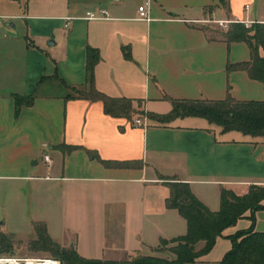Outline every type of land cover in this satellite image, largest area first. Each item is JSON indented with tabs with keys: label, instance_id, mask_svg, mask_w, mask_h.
<instances>
[{
	"label": "crops",
	"instance_id": "1",
	"mask_svg": "<svg viewBox=\"0 0 264 264\" xmlns=\"http://www.w3.org/2000/svg\"><path fill=\"white\" fill-rule=\"evenodd\" d=\"M144 1L60 0L54 8L46 0H27L22 12L0 9V180L38 181L44 193L67 194L72 213L82 206L104 208L107 218L119 215L124 225L144 205L148 212L173 210L165 206L168 178L188 183L212 211L223 186L239 195L251 184L264 186V137L224 132L198 116L160 122L145 115L168 113L166 97L264 100L260 81L227 69L250 60L248 44L227 42L222 32L228 25H213L214 20L264 25V0H150L149 20H138ZM101 8L105 16L87 18L88 11ZM3 19H10V29ZM90 58L94 87L110 97L140 100L133 108L144 114L114 117L99 100L64 98L61 83L51 79L55 71L65 83L83 88ZM32 93L33 103L16 113L12 95ZM136 118L145 126L135 125ZM87 150L100 159L142 166L106 167ZM39 222L49 225L46 218ZM235 228H226L223 237ZM10 241L14 247L23 240ZM75 250L94 258L79 239ZM124 253L121 259L135 255ZM203 262L201 256L188 264Z\"/></svg>",
	"mask_w": 264,
	"mask_h": 264
},
{
	"label": "trees",
	"instance_id": "2",
	"mask_svg": "<svg viewBox=\"0 0 264 264\" xmlns=\"http://www.w3.org/2000/svg\"><path fill=\"white\" fill-rule=\"evenodd\" d=\"M222 36L227 42L242 41L251 50L250 60L228 64L227 69L244 70L251 79L258 80L264 88V25L253 23L246 27L241 22H231ZM263 54L259 53V49ZM127 55V53H126ZM94 59L86 63V86L77 88L62 81L55 71L51 79L58 80L66 91L64 98H84L99 100L103 104L106 114L114 117L130 118L136 112L133 102L138 105L140 100L134 101L126 97H110L94 87L92 68ZM15 101L16 113L22 106L33 103L34 94L12 95ZM171 103V110L165 114L147 112L145 115L160 122H168L177 117L198 116L209 123L221 127L222 131L236 130L251 136L264 137V100H236L229 94L222 100L209 99H175L166 97ZM144 114L143 112H136ZM77 147L66 146L67 151ZM93 157L98 158L106 167L140 168L142 163L120 162L100 159L93 151L87 150ZM169 194L165 199L167 208H173L186 221V233L172 239H161L155 251L161 246L169 247L174 255L172 259L155 255L135 254L126 259L102 260L85 258L77 253L75 248L63 247L48 234L44 224H35L36 238L28 241L31 250L46 251L54 255L60 264H185L193 263L202 255L209 252L216 239L223 231L235 225L238 220L248 218L251 225L247 229L236 230L227 235L231 241V248L223 255L217 264H264V231L254 229V214L257 210H264V186L249 185L246 193L236 194L225 186L220 188V205L217 211L210 210L191 191L188 183L170 178L166 180ZM248 213V214H247ZM202 243L201 247H197ZM13 249V242L0 234V253Z\"/></svg>",
	"mask_w": 264,
	"mask_h": 264
},
{
	"label": "rangeland",
	"instance_id": "3",
	"mask_svg": "<svg viewBox=\"0 0 264 264\" xmlns=\"http://www.w3.org/2000/svg\"><path fill=\"white\" fill-rule=\"evenodd\" d=\"M25 1L27 0H17L16 2L0 0V9L14 10V12L19 13L23 11ZM46 1L54 8L60 2V0ZM47 12L55 14L58 11L47 10ZM18 21L20 20H13L15 23ZM9 23L10 19H3V25L7 29H10ZM213 25L219 29L222 28L217 23H213ZM41 170H43L42 164ZM30 183L27 185L13 180H0V222L4 221V225L0 223L1 234L10 240H23L14 241L12 256L6 253L0 255V258H53L54 255L49 252L31 250L27 245L29 240L36 238L35 224L44 218L49 222V225L43 223L47 232L49 231V236L59 239L60 244H69L68 247L72 246L73 248L79 239L88 246L90 256L95 259H121L124 258L125 250L129 254L155 255L172 259L174 255L169 251L171 244L161 246L160 251L154 249L160 244L161 239H172L186 233L185 219L173 208H170L173 210H168L165 214H160L156 210L148 212L144 205L137 209L136 215H130L127 225H124L119 215H112L107 218V214H104V208L82 206L72 213L67 194L63 195L62 193L61 198L59 190L44 193L42 191L44 187L39 184L40 182L32 181ZM46 188L49 186L46 185ZM100 199L104 198L100 197ZM219 205L220 193L219 204L215 207V211L219 209ZM254 217V229L264 230V210H257ZM247 219L238 220L235 226L237 225L239 229H235L240 230L239 225H248L249 227L251 221ZM134 232L138 234L139 238L133 236ZM217 239L212 249L202 255L206 262L200 264H217L231 248V241L227 236L223 237L222 235ZM201 245L202 243L198 244L197 247L199 248Z\"/></svg>",
	"mask_w": 264,
	"mask_h": 264
},
{
	"label": "built area",
	"instance_id": "4",
	"mask_svg": "<svg viewBox=\"0 0 264 264\" xmlns=\"http://www.w3.org/2000/svg\"><path fill=\"white\" fill-rule=\"evenodd\" d=\"M150 4V0L144 1L142 5L138 7V20H149L148 15V7ZM98 13H95L94 11H88L87 12V18L90 19H98L102 18L107 14L106 10L101 8L98 9ZM215 23H217L221 27H227L229 23L231 22H239V21H232V20H214ZM243 23V22H241ZM2 24V17L0 16V25ZM246 27H249V23L244 22L243 23ZM134 124L137 126H145V122H142L140 118H136L134 120ZM45 161L49 162V158L47 155L44 156ZM0 259H9L13 263H20V264H60V261L56 258L52 257H43V258H32V257H25V258H16V257H7V258H0Z\"/></svg>",
	"mask_w": 264,
	"mask_h": 264
},
{
	"label": "bare ground",
	"instance_id": "5",
	"mask_svg": "<svg viewBox=\"0 0 264 264\" xmlns=\"http://www.w3.org/2000/svg\"><path fill=\"white\" fill-rule=\"evenodd\" d=\"M0 264H20V263H13L9 259H0Z\"/></svg>",
	"mask_w": 264,
	"mask_h": 264
}]
</instances>
